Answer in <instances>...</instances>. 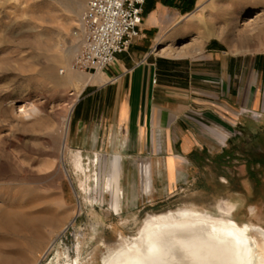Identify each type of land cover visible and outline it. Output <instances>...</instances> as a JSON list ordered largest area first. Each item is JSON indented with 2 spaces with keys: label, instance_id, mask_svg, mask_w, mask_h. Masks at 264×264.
<instances>
[{
  "label": "rangeland",
  "instance_id": "374dc122",
  "mask_svg": "<svg viewBox=\"0 0 264 264\" xmlns=\"http://www.w3.org/2000/svg\"><path fill=\"white\" fill-rule=\"evenodd\" d=\"M85 4L0 0V215L55 212L42 250L55 244L41 264L74 259L79 244L83 264H101L139 238L149 216L188 208L264 229V0H145L142 43L126 52L125 74L154 61L160 95L186 103L175 129L153 131L143 150L136 132L98 121L110 114L99 98L83 107L101 75L73 69ZM235 61L239 105L224 96ZM82 110L90 120L79 124ZM172 156L183 169L166 178ZM113 161L120 171L109 187Z\"/></svg>",
  "mask_w": 264,
  "mask_h": 264
},
{
  "label": "bare ground",
  "instance_id": "6f19581e",
  "mask_svg": "<svg viewBox=\"0 0 264 264\" xmlns=\"http://www.w3.org/2000/svg\"><path fill=\"white\" fill-rule=\"evenodd\" d=\"M111 168L109 187L120 165L113 161ZM54 224L55 212L50 210L0 215V264H32L33 257L41 264L55 244L51 240L42 250ZM83 255L79 244L75 258L66 256L61 264H83ZM101 264H264V229L212 218L193 208L169 211L149 216L139 238L107 250Z\"/></svg>",
  "mask_w": 264,
  "mask_h": 264
},
{
  "label": "crops",
  "instance_id": "0c3cea01",
  "mask_svg": "<svg viewBox=\"0 0 264 264\" xmlns=\"http://www.w3.org/2000/svg\"><path fill=\"white\" fill-rule=\"evenodd\" d=\"M141 43V41H136L131 47L133 45H141ZM130 65L131 61L126 53H123L117 57L115 65L109 72L94 75L98 79L99 84L96 89L85 96L82 104L84 107L87 103L86 99H89V97L92 99L99 98L97 105H100L102 110H108L107 112H110V114H106V117L102 114L98 121L106 124H115L118 128L123 129L129 137L132 136V132H136L134 145L138 149L143 150L148 145L149 136L153 131L159 130L166 137L170 129L169 124L173 125L175 129L178 115L183 111L182 108L186 102L182 100L176 101L175 99L170 102V94L162 92L164 96L160 95V89L164 88L162 84L165 76L163 75L164 72L157 67L154 61L133 69L129 74H125L129 70ZM228 67L229 64H227L226 70ZM234 67H236V75L232 79L228 76L230 81L227 83L228 86L224 96L231 103L239 105L242 102V95L237 92L236 86L238 87L239 79L241 83H244V76H239V67L236 61ZM156 73L159 77V85L153 82ZM117 75L121 76L119 82L112 84L110 82L111 79ZM197 100L202 103H210L204 98ZM80 112L79 124L90 120V114H87L85 110ZM207 114L214 118L210 112ZM176 130L179 131L177 133L179 140L182 139L181 131L179 128ZM78 131L80 132L81 130ZM129 144L132 145L131 142ZM164 146L167 152L170 151L173 143L165 138ZM168 158L170 157L168 156ZM168 158H165L164 162L163 173L166 174V178L169 174L173 176L183 169L177 157L172 156L170 160ZM186 173H188L187 170Z\"/></svg>",
  "mask_w": 264,
  "mask_h": 264
},
{
  "label": "built area",
  "instance_id": "2783aa9c",
  "mask_svg": "<svg viewBox=\"0 0 264 264\" xmlns=\"http://www.w3.org/2000/svg\"><path fill=\"white\" fill-rule=\"evenodd\" d=\"M145 0H86L73 31L79 49L73 69L104 73L142 33Z\"/></svg>",
  "mask_w": 264,
  "mask_h": 264
}]
</instances>
